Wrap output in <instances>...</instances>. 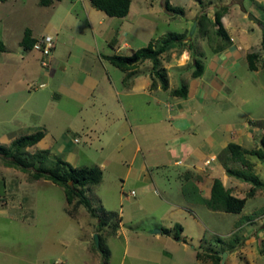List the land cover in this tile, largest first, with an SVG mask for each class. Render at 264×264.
Masks as SVG:
<instances>
[{"label":"crops","instance_id":"0c3cea01","mask_svg":"<svg viewBox=\"0 0 264 264\" xmlns=\"http://www.w3.org/2000/svg\"><path fill=\"white\" fill-rule=\"evenodd\" d=\"M128 1L125 16L111 17L93 8L88 0H46L44 5L35 0L34 10L20 12L31 15L30 24L22 30V35L28 31L25 48L20 45L22 36L19 41L15 37V46L10 37L8 48L9 40L4 36L8 28L0 31L4 48L0 52V106H11L8 114L0 115V145L8 146L19 136L41 132V138L26 148L28 154L45 152L44 161L60 159L74 169L97 168L101 172L98 185H105L104 178L109 176L115 180L119 202L134 198L138 209L127 210L132 216L124 225L123 212L110 210L106 200L96 196L101 208L117 217L113 233L103 240L108 256L102 264H110L106 240L119 238L126 245L131 229L142 221L146 225L142 240L148 237V242L161 241L166 247L180 241L189 243L182 236L178 219L199 229L194 241L199 250L191 254L192 263L210 264L208 259L195 257L209 251L201 250L199 244L205 246L204 232L210 231L197 213L220 214L227 220L230 213L210 210L204 204L215 179L231 196L242 197L244 183L225 172V168L237 169L239 165L228 159L224 150L234 144L249 151L264 132L263 120L236 122L226 118L250 99V84L245 82L249 73L263 71L259 66L260 44L258 52L252 44V27L244 23L251 7L236 2L239 9L221 7L220 23L226 37L221 39L212 32L201 37L196 31V19L201 14L212 19L219 7L199 8L197 14L187 16L185 0H169L170 6L182 10L171 15L163 10L161 0ZM193 22V33L187 39ZM167 33L186 34L184 41H190L192 49L177 51L172 47L158 55L157 69L165 73L166 89L153 76L149 60L136 62L131 69H119L105 59L129 57L148 45L154 50ZM42 36L52 38L44 67L39 64V52L31 46ZM205 46L209 48L207 54L202 51ZM196 52H201L202 63ZM249 53H258L254 71L247 66ZM194 59L201 65L196 77L188 68ZM9 72L15 76H7ZM32 83L42 84V88ZM178 85L185 87L184 97L172 94ZM20 183L19 179L17 185ZM4 184L0 177V193ZM123 191H132L133 197L124 198ZM3 211L0 213L5 214ZM218 228L211 233L219 245L224 237ZM161 254L155 262L136 259L135 264H158L161 256L169 258ZM92 260L91 264L100 262Z\"/></svg>","mask_w":264,"mask_h":264},{"label":"rangeland","instance_id":"374dc122","mask_svg":"<svg viewBox=\"0 0 264 264\" xmlns=\"http://www.w3.org/2000/svg\"><path fill=\"white\" fill-rule=\"evenodd\" d=\"M1 1L0 31L8 28V32H5L4 36L9 40V48L10 37H12L11 41L15 46V43L22 36L24 26L31 22L29 19L31 15L23 16L20 12L28 13L32 7L34 10L36 2H34L35 0ZM39 2L38 0V4H40ZM235 2L238 5L242 3L251 7L244 23L252 27V32L255 34L252 44L254 49L259 52V44L264 32V3L257 2V0H185L186 13L187 16H194L199 8L208 10L212 8L218 9L219 7L218 12L222 11L221 7L227 8L229 6L228 8L239 9ZM170 14L176 15V13L172 12ZM249 17L254 19V21ZM148 18L149 16L144 19L147 20ZM146 25L151 28L149 22ZM177 25L178 22L175 20V32H177ZM190 28L191 25L188 28V32ZM15 37H17V41ZM208 49V46L202 47L204 53L208 52ZM200 53L196 52L195 55L202 63L203 60L200 58L202 57ZM164 55L166 56V53ZM262 65L261 56L259 66L262 67ZM16 66L17 64L13 65V67ZM188 68H190L191 72L195 69L192 62ZM263 71L257 69V73H249L248 82L247 80L245 82L250 84V99L236 113H228L226 118H231L230 120L236 122H241L247 118L254 122L264 121ZM17 73L15 71V74ZM6 75L15 76L10 72ZM37 84L32 83V85ZM177 88H179V85ZM10 110V105H6L5 108L0 106V115H6ZM213 118H217V116H213ZM257 124L263 126V123ZM13 134L17 135L18 132ZM259 139L254 140L255 145L252 144L251 150H256L260 147ZM246 159L251 164L250 173L264 183V163H261L254 155H246ZM45 165L49 166L48 162ZM238 168L241 169V166L239 165ZM0 177L5 183L4 189L1 186L0 210L4 208L7 211V213L3 211L5 214L0 213V264H91L92 259L99 260L100 262L97 264H102L100 252L93 244V236L97 235V239L100 237L103 243L104 238L113 233L111 227L116 222L117 217L116 214L112 213L113 216H107V212L101 209L96 196L98 194L102 196L106 200L107 206L111 208L110 210L123 212L124 225L127 224V221L132 216V213L129 215L127 210L138 209L135 206L134 198L119 202V193L113 186L115 185V180L105 176L104 184L108 189L105 185L84 187L86 198L95 213L104 222L101 226H98L97 219L90 217L85 209L76 203V198H72L69 201L70 204L66 205L63 189L52 184L49 180L39 179L31 181L28 174L22 173L18 169L5 167L1 158ZM19 179L21 183L17 185ZM249 187V185L243 184L242 189H240L242 197H244ZM75 188L78 189V187ZM256 192L257 196L248 198L245 201L240 213L228 215L226 221L221 218L220 214L202 216L201 213H197L198 208L196 209L200 219L210 228V231L204 232L205 235L202 241L205 242V246L202 242L199 244L201 245V250L207 248L218 253H225L223 264H264V191L255 189ZM151 216H155V213L151 212ZM189 219L192 218L190 217ZM141 223H137L131 229V234L128 235L130 239L126 242V245L119 238H108L106 240L105 245L110 253V264H135L137 263L136 259L155 262L158 260L157 257H159L160 253H162L161 255L169 256V258L161 259V256L158 264H194L192 263L193 256L191 254H195L199 250L197 242L194 244L199 229L195 230L194 226L188 221L183 223L181 219H178L177 223L183 226L182 236L189 243L180 241L178 244H168V247H166L165 245L161 246V241L154 242L152 240L148 242V237L142 240L146 225H143V221ZM216 227H219L218 232L223 235L221 237H224L219 245L215 242V236L211 233L213 228ZM224 235L227 236L225 237ZM185 248L186 252H184ZM203 254L201 253L200 255ZM149 262H144L143 264H150Z\"/></svg>","mask_w":264,"mask_h":264},{"label":"trees","instance_id":"16d2710c","mask_svg":"<svg viewBox=\"0 0 264 264\" xmlns=\"http://www.w3.org/2000/svg\"><path fill=\"white\" fill-rule=\"evenodd\" d=\"M39 1L41 5L46 3V0ZM88 2L93 8L102 11L107 16L123 17L128 12V0H88ZM161 5L166 13H182L180 8L170 6L169 0H161ZM223 11L224 10L220 12L215 11L213 13L212 19H208L205 14H201L196 19L197 34L203 37L208 36V34L212 32L215 37L225 39V33L220 23L221 14ZM185 35L186 34L184 33H167L159 41V44L154 50L151 48V45H148L146 48L136 50L129 57L111 56L105 57V59L111 65L119 69H131L134 66V63L149 60L152 63L153 76L157 78L161 87L166 89L165 73L163 70L157 69V57L172 47L176 48L178 51L182 50L183 48L191 50L192 46L190 41H184ZM28 44V31L25 30L23 32L20 45L25 48L28 46ZM3 49V45L0 42V52H2ZM260 54L262 56V67L264 69V32L262 33L260 41ZM257 58L258 53H249L246 55L247 66L249 70H256L255 62ZM192 65L195 69L192 71L191 76L196 77L200 74L201 65L197 59L192 61ZM172 94H174L176 97H184L185 87H179L178 89L174 90ZM41 136V132H35L15 138L8 146L0 145V158L3 160L4 166L18 169L20 172L28 174L31 180L45 179L49 180L52 184L61 187L63 189L67 204H70L69 201H71L72 198H76V203L79 206H82L90 217L97 219V225L101 226L104 222L102 218L99 217L93 210L90 202L85 196L84 191L85 186L98 185L101 180L100 170L97 168L74 169L68 164L62 162L60 159H53V164L48 162L49 166H46L45 163L47 162L44 161L46 158L45 152L33 154H28L26 152V148L34 145L41 138ZM259 145L260 147L256 150L250 151H244L239 146L234 144H228L226 146L224 151L226 152L228 159H230L232 162L238 163V165L241 166V169L225 168V172L229 176L240 180L250 187L245 193L244 197L236 198L231 196L229 192L222 187L221 183L217 179L213 180L210 187L209 199L204 202V204L210 210H219L230 214L239 213L244 206L245 200L256 195L255 189L264 191V183L259 181L255 175L250 173L251 164L244 157L245 155H254L261 163H264V133L259 139ZM74 186L78 187V189H76ZM2 189H4V187ZM106 215L113 216L111 213H106ZM116 225L117 218L116 222L111 227L112 232L114 231ZM174 228H178V226L174 225ZM163 232L167 233V230H163ZM174 237L176 238V235H174ZM216 243H218V239H216ZM221 243L222 241L220 244ZM96 249L100 252V257L102 258V262H104L108 256V252L101 242L100 237H98V247ZM220 253L214 250H209L208 252H204L203 255L196 253L195 257L196 259H208L210 264H219Z\"/></svg>","mask_w":264,"mask_h":264},{"label":"built area","instance_id":"2783aa9c","mask_svg":"<svg viewBox=\"0 0 264 264\" xmlns=\"http://www.w3.org/2000/svg\"><path fill=\"white\" fill-rule=\"evenodd\" d=\"M52 47V38L49 36H42L37 39L33 45L32 49L39 52L40 56L42 57L39 64L40 66L44 67L46 65L45 58L49 54L50 49ZM36 88H42V84H37ZM124 198L126 197H133V192L122 194Z\"/></svg>","mask_w":264,"mask_h":264},{"label":"water","instance_id":"95a60500","mask_svg":"<svg viewBox=\"0 0 264 264\" xmlns=\"http://www.w3.org/2000/svg\"><path fill=\"white\" fill-rule=\"evenodd\" d=\"M249 18L251 19V17H249ZM194 27H195V23L193 22V23L191 24V28H190V30H189V32H188V35H187L188 37H187V39L190 38V36L192 35L193 30H194ZM93 244H94V247H95V248L98 247V239H97V235H94V236H93ZM225 256H226L225 253H220V262H219V264H223V261H224Z\"/></svg>","mask_w":264,"mask_h":264},{"label":"clouds","instance_id":"9594fccd","mask_svg":"<svg viewBox=\"0 0 264 264\" xmlns=\"http://www.w3.org/2000/svg\"><path fill=\"white\" fill-rule=\"evenodd\" d=\"M35 42V41H34ZM33 45V44H32ZM125 200V199H124ZM223 253V252H222Z\"/></svg>","mask_w":264,"mask_h":264}]
</instances>
